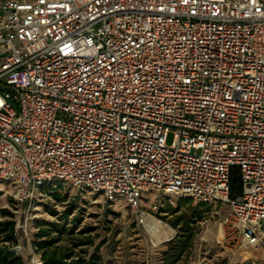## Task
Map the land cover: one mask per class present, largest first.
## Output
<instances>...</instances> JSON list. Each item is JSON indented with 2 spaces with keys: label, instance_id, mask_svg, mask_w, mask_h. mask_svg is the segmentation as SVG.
Segmentation results:
<instances>
[{
  "label": "built area",
  "instance_id": "1",
  "mask_svg": "<svg viewBox=\"0 0 264 264\" xmlns=\"http://www.w3.org/2000/svg\"><path fill=\"white\" fill-rule=\"evenodd\" d=\"M0 181L27 211L74 187L143 223L149 191L227 204L264 247V1H2Z\"/></svg>",
  "mask_w": 264,
  "mask_h": 264
},
{
  "label": "rangeland",
  "instance_id": "2",
  "mask_svg": "<svg viewBox=\"0 0 264 264\" xmlns=\"http://www.w3.org/2000/svg\"><path fill=\"white\" fill-rule=\"evenodd\" d=\"M173 134L168 136V143ZM156 203L157 208H152ZM196 203L186 196L149 191L143 198L147 211L144 223L137 220L125 200H107L89 190L68 187L52 198L41 201L35 210L27 211L14 197V186L0 181V209L10 212L20 227L19 252L26 264L35 250L33 240L37 222H62L67 230L91 239L83 245L87 252L98 248L109 264H161V254L178 232L170 218ZM178 211L173 212V208ZM207 208V207H206ZM26 217H28L26 219ZM231 210L227 204L212 203L199 221L192 254L186 264H264L263 249L246 248L233 233ZM29 251V252H28ZM36 251V250H35Z\"/></svg>",
  "mask_w": 264,
  "mask_h": 264
},
{
  "label": "trees",
  "instance_id": "3",
  "mask_svg": "<svg viewBox=\"0 0 264 264\" xmlns=\"http://www.w3.org/2000/svg\"><path fill=\"white\" fill-rule=\"evenodd\" d=\"M243 191L240 171L232 170L230 192L238 197ZM191 201V197H187ZM211 204L196 203L170 218L171 223L178 227V232L167 243L161 254V264H186L192 254L194 241L199 230V221ZM207 207V208H206ZM177 212L175 207L172 210ZM33 246L43 259V264H109L99 253L98 248L87 252L83 245L91 244V239L67 230L62 222L39 221ZM18 244L16 220L10 212L0 209V264H26L23 255L15 249Z\"/></svg>",
  "mask_w": 264,
  "mask_h": 264
},
{
  "label": "crops",
  "instance_id": "4",
  "mask_svg": "<svg viewBox=\"0 0 264 264\" xmlns=\"http://www.w3.org/2000/svg\"><path fill=\"white\" fill-rule=\"evenodd\" d=\"M2 1H4V0H0V3L2 2ZM264 1V0H263ZM262 237L264 238V230L262 231ZM261 249V248H260ZM262 249H263V253H262V255H261V257L264 259V247H262ZM29 252V251H28Z\"/></svg>",
  "mask_w": 264,
  "mask_h": 264
}]
</instances>
